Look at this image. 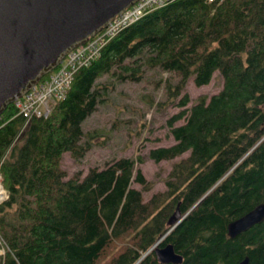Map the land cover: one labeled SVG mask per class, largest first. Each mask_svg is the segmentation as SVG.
<instances>
[{
  "label": "trees",
  "instance_id": "1",
  "mask_svg": "<svg viewBox=\"0 0 264 264\" xmlns=\"http://www.w3.org/2000/svg\"><path fill=\"white\" fill-rule=\"evenodd\" d=\"M151 68L170 74L165 93L180 108L167 119L174 142L147 153L170 161L164 188L146 197L141 155L68 172L63 154L80 160L95 136L84 119L109 88ZM215 71L222 87L188 105L187 80L205 84ZM16 110L11 102L0 114V264H172L142 254L176 205L186 215L164 240L180 264H264V220L227 234L264 202V0H166L109 38L46 115Z\"/></svg>",
  "mask_w": 264,
  "mask_h": 264
},
{
  "label": "water",
  "instance_id": "2",
  "mask_svg": "<svg viewBox=\"0 0 264 264\" xmlns=\"http://www.w3.org/2000/svg\"><path fill=\"white\" fill-rule=\"evenodd\" d=\"M134 1L0 0V114L8 103L54 69L70 49L86 41ZM181 216L176 205L167 220L169 226H174ZM262 220L264 202L230 220L227 234L235 237ZM157 251L162 261H182L171 244ZM237 264H248V256Z\"/></svg>",
  "mask_w": 264,
  "mask_h": 264
},
{
  "label": "rangeland",
  "instance_id": "3",
  "mask_svg": "<svg viewBox=\"0 0 264 264\" xmlns=\"http://www.w3.org/2000/svg\"><path fill=\"white\" fill-rule=\"evenodd\" d=\"M58 66V65H57ZM52 70H57L58 67ZM169 76L166 71L158 68L146 69L138 81L118 82L108 89L107 98L101 101L98 108L83 121V128L90 133L92 145L80 160H75L68 152L62 157V165L68 172L78 168L87 170L90 165L102 164L110 156L141 155L143 161H137L147 178L151 188L145 192L146 197L164 188V178L170 167V161H153L147 153L151 147L168 145L174 142L169 131L167 119L179 108L175 96L165 93L164 79ZM108 77L102 74L97 81ZM176 76H171L175 82ZM222 87V77L215 71L209 82L196 85L190 78L184 87L187 91L190 105L199 95L210 96ZM172 94V93H171ZM164 104L158 105L157 101ZM183 122L178 119L174 124ZM3 249L0 248V253Z\"/></svg>",
  "mask_w": 264,
  "mask_h": 264
},
{
  "label": "built area",
  "instance_id": "4",
  "mask_svg": "<svg viewBox=\"0 0 264 264\" xmlns=\"http://www.w3.org/2000/svg\"><path fill=\"white\" fill-rule=\"evenodd\" d=\"M166 0H135L120 14L115 15L108 24L86 41L70 49L58 64L57 70H50L47 77L34 83L28 91L17 97L13 102L16 114L30 118L32 115H46L52 102L64 96L74 72L88 65L100 54L101 48L109 38L122 27L140 17L145 10L162 5ZM213 1V0H208ZM7 191L2 184L0 174V202L7 197Z\"/></svg>",
  "mask_w": 264,
  "mask_h": 264
},
{
  "label": "flooded vegetation",
  "instance_id": "5",
  "mask_svg": "<svg viewBox=\"0 0 264 264\" xmlns=\"http://www.w3.org/2000/svg\"><path fill=\"white\" fill-rule=\"evenodd\" d=\"M188 212V210L186 211ZM186 213H184V215L182 214V216L180 217V219L177 221V223L170 227L162 236H160L158 239H156L151 245L150 247L144 252V257L150 253L153 254V256L156 257V259L160 262V263H172V264H180L183 262V253L182 252H179V251H176L175 248H174V245L171 241L169 240H164L165 239V236L167 235V233H169L184 217H185ZM167 244H171L175 253L177 254H180L182 256V261L181 262H178V263H174L173 261H162L160 260L159 256H158V251L157 249H161V248H164L165 246H167Z\"/></svg>",
  "mask_w": 264,
  "mask_h": 264
},
{
  "label": "bare ground",
  "instance_id": "6",
  "mask_svg": "<svg viewBox=\"0 0 264 264\" xmlns=\"http://www.w3.org/2000/svg\"><path fill=\"white\" fill-rule=\"evenodd\" d=\"M56 69V68H55Z\"/></svg>",
  "mask_w": 264,
  "mask_h": 264
}]
</instances>
